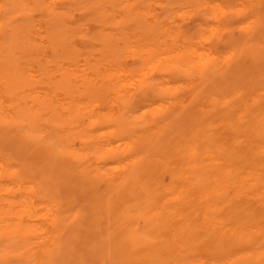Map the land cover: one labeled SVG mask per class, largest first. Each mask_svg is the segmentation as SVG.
I'll use <instances>...</instances> for the list:
<instances>
[{
    "label": "bare ground",
    "instance_id": "obj_1",
    "mask_svg": "<svg viewBox=\"0 0 264 264\" xmlns=\"http://www.w3.org/2000/svg\"><path fill=\"white\" fill-rule=\"evenodd\" d=\"M180 1L0 0V264H264V0Z\"/></svg>",
    "mask_w": 264,
    "mask_h": 264
},
{
    "label": "rangeland",
    "instance_id": "obj_2",
    "mask_svg": "<svg viewBox=\"0 0 264 264\" xmlns=\"http://www.w3.org/2000/svg\"><path fill=\"white\" fill-rule=\"evenodd\" d=\"M205 1H207V0H190V1L189 0H181L179 2L180 4L176 3L177 4L176 5L175 3H173L171 5V9L167 13L171 14V16H172L171 20L173 19L174 25L177 24V25L181 26L182 29L185 30L186 33L192 37L193 40H197L200 38V27H203L206 30L207 36L210 35L208 33V32H211L210 29L212 27H214L216 34H213L212 36L214 37L215 41H220L219 47L222 51L227 50V43L229 42V40H232V42H236V41L238 42V39L241 40L245 35H246V37L249 35L254 37V35H256L258 33L257 29L260 27V25H259V23L257 25L255 23L252 24L254 21V19H253L254 17L252 18L253 20L248 19L244 23H241L238 21H237V23H236V21L228 22L223 17L216 20V19H214L215 15L212 12H206L205 10L202 9L203 8L202 3ZM251 1L252 0H245L246 3H248V2L250 3ZM181 4H182V6H181ZM194 4L197 7H192V6H195ZM176 9H180V10L177 13H175ZM162 10H163V8L159 7V11L162 12ZM79 17H80V14L78 13L77 18H79ZM246 23L248 25H246ZM91 27L94 28L93 26H91ZM242 27L244 29H241ZM248 32H249V34H248ZM205 45H206V47H208L209 43H206ZM120 59H122V62L127 64V65L132 63V60L128 59L126 57V55H123ZM189 80H191V79H189L188 76H186L184 74H178V75L173 74L172 78H171L172 83H174L175 85H177L178 83L180 84L182 82L183 83L190 82ZM212 80H213V78H208L205 81H206L207 85L208 84L216 85L222 79H216L215 83ZM193 86H197V84H194ZM181 96H184V94H182Z\"/></svg>",
    "mask_w": 264,
    "mask_h": 264
}]
</instances>
